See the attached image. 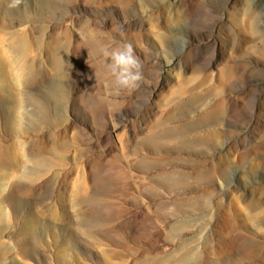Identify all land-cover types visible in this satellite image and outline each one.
Returning a JSON list of instances; mask_svg holds the SVG:
<instances>
[{
	"label": "rangeland",
	"instance_id": "1",
	"mask_svg": "<svg viewBox=\"0 0 264 264\" xmlns=\"http://www.w3.org/2000/svg\"><path fill=\"white\" fill-rule=\"evenodd\" d=\"M10 3L0 264H264V0Z\"/></svg>",
	"mask_w": 264,
	"mask_h": 264
},
{
	"label": "clouds",
	"instance_id": "2",
	"mask_svg": "<svg viewBox=\"0 0 264 264\" xmlns=\"http://www.w3.org/2000/svg\"><path fill=\"white\" fill-rule=\"evenodd\" d=\"M24 2L25 0H11L9 7L16 8ZM97 51L104 59L105 67L113 78L114 90L117 94L125 90L133 91L141 86L144 80L143 62L136 55L131 43L101 44Z\"/></svg>",
	"mask_w": 264,
	"mask_h": 264
},
{
	"label": "bare ground",
	"instance_id": "3",
	"mask_svg": "<svg viewBox=\"0 0 264 264\" xmlns=\"http://www.w3.org/2000/svg\"><path fill=\"white\" fill-rule=\"evenodd\" d=\"M215 41V40H214ZM250 109V108H249ZM246 119H247V124L248 123H253L254 122V115L251 113V112H249V113H246ZM263 124H264V122H263ZM254 125H255V123H254ZM253 127V126H252Z\"/></svg>",
	"mask_w": 264,
	"mask_h": 264
}]
</instances>
